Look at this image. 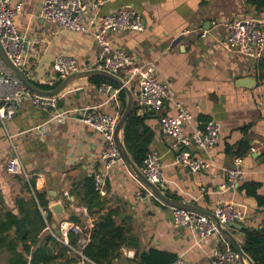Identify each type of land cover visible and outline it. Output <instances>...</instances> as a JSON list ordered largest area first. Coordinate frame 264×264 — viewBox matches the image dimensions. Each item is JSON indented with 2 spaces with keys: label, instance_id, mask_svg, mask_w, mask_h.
Wrapping results in <instances>:
<instances>
[{
  "label": "crops",
  "instance_id": "1",
  "mask_svg": "<svg viewBox=\"0 0 264 264\" xmlns=\"http://www.w3.org/2000/svg\"><path fill=\"white\" fill-rule=\"evenodd\" d=\"M86 1L90 4L97 1L99 6L96 12L90 11L85 17V23L94 13L97 17L123 8L132 9L142 17V31L110 32L106 38L135 63L155 62L159 80L167 82L163 106L145 120L153 131L149 152H155L160 158L164 188L181 200H193L210 212L218 202H234L247 215L242 222L244 228L264 227V57L261 63L229 52L225 47L228 31L224 26V23L246 17L264 18V12L258 14L245 0ZM42 2L12 0L13 6L20 4L13 22L24 38L29 78L43 85L41 80L53 74L55 57H72L81 69H88L99 60L100 49L91 33L67 30L44 21L40 16ZM213 21L217 26L212 25ZM90 78L68 84L60 93L56 110L40 108L25 98L5 126L0 124L2 207L17 214L16 197L28 198L26 193L20 192L18 178L4 169L5 160L13 154H18L26 174L36 175L38 185L48 193L52 221L43 227L37 243L31 246L26 255L27 264L31 262L33 251L44 246V235L58 236L53 224L58 228V223L68 220L71 213L80 216L77 227L81 237L93 226L95 215L78 205L69 195V189L76 181L104 173L99 158L102 138L81 121L75 110L96 107L118 119L122 111L118 94L113 97L100 91V85ZM243 80L252 81L246 86ZM176 104L195 118L187 125V130L196 127L200 118L221 125L218 142L213 147L190 148L195 157L210 164L208 168L191 172L175 162L179 148L172 146L162 133L160 118L174 115ZM57 112L63 114L52 119ZM120 135L122 138V131ZM240 142H246L250 149L244 155L234 156ZM227 147L234 148L233 155L227 153ZM234 158L240 159L243 177L237 188L223 189L226 182L223 169L233 168ZM243 185L253 192L247 193L241 188ZM102 186L105 190L102 196L107 197L106 208L121 206L122 216H130L133 233L139 240L136 248H122L121 257L111 264H136V256L151 249L181 257L185 264H210L212 253L219 246L216 235L200 240L185 228L175 230L170 207L148 197L143 185L122 160L103 176ZM201 187L204 193L200 192ZM57 204L62 206L59 214L52 210ZM227 228L242 248V229ZM51 252L53 259L46 264L81 263V257L73 248L61 254L55 248ZM74 253L77 261L70 263ZM5 259L6 256H0V264H5Z\"/></svg>",
  "mask_w": 264,
  "mask_h": 264
},
{
  "label": "built area",
  "instance_id": "2",
  "mask_svg": "<svg viewBox=\"0 0 264 264\" xmlns=\"http://www.w3.org/2000/svg\"><path fill=\"white\" fill-rule=\"evenodd\" d=\"M19 5L13 6L12 0H0V42L12 63L30 77L24 38L18 33L13 22L15 14L20 9ZM98 6L99 2L97 1L90 4L86 0H43L40 16L44 21L56 24L61 28L91 33L100 49L99 60L93 64L92 68L119 76L130 89L132 88L139 111L160 110L167 98V82L159 80L155 62L135 63L124 50L113 47L106 38L110 32L142 31L144 26L141 15L132 9L123 8L97 17L94 13L85 23L83 21L85 17L89 16L90 11L96 12ZM212 25L217 26V23L213 21ZM224 26L228 31L225 47L229 52L238 53L256 62L264 57V18L246 17L224 23ZM81 70L74 58L57 56L52 63L53 74L45 77L41 82L52 86L56 80H62L67 75ZM99 89L113 97L119 92V88L115 89L108 84H101ZM25 98H29L40 108L56 110L61 95L44 97L32 93L6 68L0 59L1 125L5 126L6 122L16 113L21 100ZM75 111L80 115L81 121L93 128L102 138L99 158L104 173H95L94 179L96 189L101 195H104L103 176L121 161L114 137L118 118L100 111L96 107H83ZM62 114L63 112H57L52 119ZM194 120L192 113L179 104H176L174 115H163L160 118L162 133L170 139L172 146L179 148L175 162L191 172L208 168L210 164L195 157L190 148L207 150L213 147L218 142L221 131V125L214 120H198L196 127L187 130V125ZM233 163V168L223 169L226 178V182L221 187L223 189L233 188L234 184L240 182L243 177L240 159L234 158ZM4 169L7 174L12 176L27 175L18 154H13L5 160ZM141 172L149 182L157 185L163 192L166 190L163 186L162 165L158 154L148 153ZM145 191L148 197L157 200L149 190L145 189ZM200 192L204 193L205 189L201 187ZM64 195L67 198L69 196L68 193ZM138 196L141 197L140 194ZM170 209L172 226L175 230L185 228L200 240L216 235L219 246L213 251L210 264H247L222 237L213 219L193 211L172 207ZM213 214L221 224L229 221L242 223L247 218L246 213L234 202H218ZM58 230L59 234L57 235L66 245L69 243L68 234L70 231L80 232L76 223L66 219L58 223ZM88 238L89 234L84 233V236L79 240V247L75 249V252L81 257L80 264H94L84 258L81 253ZM172 264H185V262L183 258L177 257Z\"/></svg>",
  "mask_w": 264,
  "mask_h": 264
},
{
  "label": "trees",
  "instance_id": "3",
  "mask_svg": "<svg viewBox=\"0 0 264 264\" xmlns=\"http://www.w3.org/2000/svg\"><path fill=\"white\" fill-rule=\"evenodd\" d=\"M245 2L253 7L258 14L264 12V0H245ZM260 61L262 63V59ZM259 68H262V65H259ZM90 81L98 86L108 84L118 89L115 83L100 76H92ZM59 83L60 80H56L52 86L35 84L43 89H50ZM118 99L122 111L126 102V95L122 90L118 92ZM154 112L139 113V108L134 102L132 111L122 129L125 149L139 169L144 167L149 146L153 141V131L145 123V120ZM249 149L250 146L246 142H240L235 150L233 147H227L226 151L228 154H232L231 152L234 150V156H240L247 153ZM15 177L20 182V192L26 193L28 198L25 200L24 196L16 197L15 205L18 208V213L14 214L11 210H5L2 207L3 197L0 189V256H6L5 264H27L26 255L31 251V246L37 243L39 233L46 224L52 221V217L48 207V193L38 185L37 176L22 174L15 175ZM241 188L247 193L253 192L249 186L243 185ZM165 193L173 199L181 200L179 196L171 194L167 190ZM69 195L73 196L76 203L84 207L88 214L95 215L93 226L87 231L88 242L81 250L84 258L94 264H111L115 258L121 257L122 248L138 247L139 240L133 233L130 216H122L121 206L106 208L107 202L103 200V196L96 189L94 175L86 177L82 182L72 183ZM42 212H45L46 215L43 216ZM68 220L78 225L81 221L80 216L76 213H71ZM242 233L244 253L253 264H264V227L243 228ZM81 234L70 231L67 245L60 240L59 236L52 233L44 235V246H39L33 251L30 264H36L39 261L46 264L51 261L54 256L51 252L52 248L58 249L60 254L70 251V248L77 249ZM74 256L69 261L70 263L77 261V254L74 253ZM176 259V255L151 249L137 255L135 262L136 264H172Z\"/></svg>",
  "mask_w": 264,
  "mask_h": 264
},
{
  "label": "water",
  "instance_id": "4",
  "mask_svg": "<svg viewBox=\"0 0 264 264\" xmlns=\"http://www.w3.org/2000/svg\"><path fill=\"white\" fill-rule=\"evenodd\" d=\"M178 41V39L176 40ZM176 41L174 43H176ZM0 59L2 63L8 68L17 79H19L24 86L29 89L31 92H33L36 95L44 96V97H51L60 94L65 90L68 84H70L72 81L80 79V78H86V77H92V76H100L103 78H106L110 80L111 82L115 83L119 90H122L126 95V102L125 107L122 110V113L117 120L116 128H115V141L117 144L118 151L120 153L121 160L123 161L125 167L129 170L131 174L135 176V178L143 185V187L147 190H149L154 197L159 200L161 203L168 207L177 208V209H184L188 211L197 212L203 215H206L213 219L217 225V228L222 235V237L229 243V245L238 253L241 260H245L247 264H253L251 259L244 253L243 249L237 243V241L234 239L233 235L227 230V227L230 228H236V229H243L244 225L242 223L229 221L225 224H221L219 219L213 214V212H210L208 210H205L194 203V201H183V200H176L168 196L165 191L163 192L157 185L149 182L146 177L141 172V169H139L132 159L130 158L129 154L127 153V150L125 149V146L123 144V139L121 138V131L123 129V126L130 115L135 99L133 91L123 82V80L112 73H109L104 70L95 69V68H88V69H82L81 71L71 73L67 75L62 80L60 79V83L56 85L53 88L50 89H43L39 87L37 84H35L22 70H20L17 66H15L12 61L8 58L1 42H0ZM244 85L248 86L251 81L250 80H243ZM239 186V183L234 184L233 188H237ZM232 188V189H233ZM107 199L106 196H103V200L105 201ZM62 209V206L60 204H57L52 207V210L59 214L60 210ZM57 225L54 223L53 228L55 229V234H59L58 228H55Z\"/></svg>",
  "mask_w": 264,
  "mask_h": 264
}]
</instances>
